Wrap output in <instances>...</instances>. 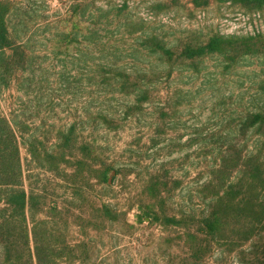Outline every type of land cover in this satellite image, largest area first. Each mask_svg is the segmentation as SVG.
<instances>
[{
	"label": "trees",
	"instance_id": "16d2710c",
	"mask_svg": "<svg viewBox=\"0 0 264 264\" xmlns=\"http://www.w3.org/2000/svg\"><path fill=\"white\" fill-rule=\"evenodd\" d=\"M10 32L4 21L0 20V83L8 75L12 57L8 58L5 51L13 50L10 44ZM11 121L12 118L3 115L2 104L0 103V248L3 250L4 258L8 259V233H9V196H10V164L5 149L11 147Z\"/></svg>",
	"mask_w": 264,
	"mask_h": 264
},
{
	"label": "rangeland",
	"instance_id": "374dc122",
	"mask_svg": "<svg viewBox=\"0 0 264 264\" xmlns=\"http://www.w3.org/2000/svg\"><path fill=\"white\" fill-rule=\"evenodd\" d=\"M14 9L15 0H0V20L4 21L5 26L10 32V44L14 46ZM3 51L0 50V54ZM4 53V52H3ZM5 53L8 58H13V50H7ZM12 84H13V59L11 61L10 68L8 70L7 77L0 83V103L2 104L3 115L8 118H12ZM4 152L7 154V159L10 164L11 158V147L5 149ZM5 206L1 205L0 210L4 209ZM3 250L0 248V264H8V259L4 258Z\"/></svg>",
	"mask_w": 264,
	"mask_h": 264
}]
</instances>
